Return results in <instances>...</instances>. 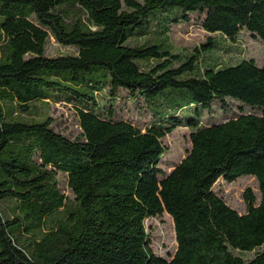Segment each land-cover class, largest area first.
I'll return each mask as SVG.
<instances>
[{
  "label": "trees",
  "instance_id": "1",
  "mask_svg": "<svg viewBox=\"0 0 264 264\" xmlns=\"http://www.w3.org/2000/svg\"><path fill=\"white\" fill-rule=\"evenodd\" d=\"M191 16L210 37L174 54L170 28ZM242 31L264 45V0H0V264H264V62L207 57ZM50 40L76 55L46 56ZM121 97L150 122L116 118ZM228 102L233 117L201 124ZM50 103L75 108V139L36 117ZM178 127L190 150L164 173L161 140ZM244 176L259 201L247 190L239 215L212 188ZM164 213L169 259L145 228Z\"/></svg>",
  "mask_w": 264,
  "mask_h": 264
},
{
  "label": "rangeland",
  "instance_id": "2",
  "mask_svg": "<svg viewBox=\"0 0 264 264\" xmlns=\"http://www.w3.org/2000/svg\"><path fill=\"white\" fill-rule=\"evenodd\" d=\"M190 19L189 23L173 25L170 28L167 44L171 46V51L174 54H191L194 49H198L206 43L208 37H210L200 28L199 21L194 16H191ZM161 37L157 36V38ZM131 44H134V42H131ZM224 47L223 50H214L208 56L204 54L201 58L211 57L212 62L217 64L218 67L234 65L241 60H252L258 66L264 62V45L247 32L242 31L238 35L235 44L227 43ZM60 55H76V50L72 47L60 46L54 40H50L46 48V56L56 57ZM104 101L102 98L99 100L100 103ZM36 107V117L48 116L52 123V129L56 133L71 140L79 135L78 117L75 108L71 105L50 103L48 106L36 104ZM228 107L231 110L221 112L218 107L214 106L211 113H204L201 124L222 122L233 117L237 113V105L235 102H228ZM115 109L116 118L131 121L138 127L147 125L150 122V116L139 110L145 109L144 104L140 101L131 104L128 99L117 98ZM190 132L189 128L178 127L161 140L165 153L161 158L159 167L164 173H169L174 166L186 157L190 150ZM57 180L59 181L60 191L72 202L74 196L67 185L66 176L57 174ZM212 190L229 208L239 215L246 213L244 194L247 190L251 191L256 198V202L259 201L258 184L255 178L251 176L240 177L232 183H227L221 178L214 184ZM145 228L150 237L152 252L166 259L172 257L176 250V242L171 217L164 213L161 217L149 219L145 222ZM252 257L253 253L245 254V259H251Z\"/></svg>",
  "mask_w": 264,
  "mask_h": 264
}]
</instances>
